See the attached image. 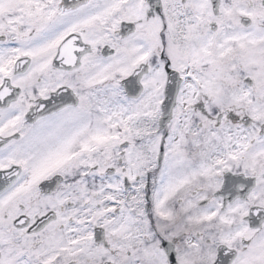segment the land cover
Wrapping results in <instances>:
<instances>
[{
    "label": "snow or ice",
    "instance_id": "snow-or-ice-1",
    "mask_svg": "<svg viewBox=\"0 0 264 264\" xmlns=\"http://www.w3.org/2000/svg\"><path fill=\"white\" fill-rule=\"evenodd\" d=\"M0 264H264V0H0Z\"/></svg>",
    "mask_w": 264,
    "mask_h": 264
}]
</instances>
